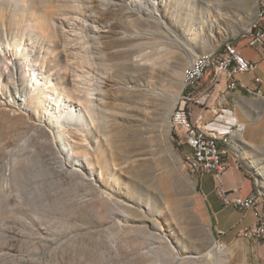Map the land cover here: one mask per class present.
I'll list each match as a JSON object with an SVG mask.
<instances>
[{
    "label": "rangeland",
    "instance_id": "374dc122",
    "mask_svg": "<svg viewBox=\"0 0 264 264\" xmlns=\"http://www.w3.org/2000/svg\"><path fill=\"white\" fill-rule=\"evenodd\" d=\"M226 1L96 0L90 18L88 0H0V264H264L252 214L224 210L244 227L212 218L172 135L192 58L225 42L256 57L243 36L259 0L217 17ZM87 28L99 50L81 47ZM256 72L264 102V62ZM244 120L264 212V104Z\"/></svg>",
    "mask_w": 264,
    "mask_h": 264
},
{
    "label": "built area",
    "instance_id": "2783aa9c",
    "mask_svg": "<svg viewBox=\"0 0 264 264\" xmlns=\"http://www.w3.org/2000/svg\"><path fill=\"white\" fill-rule=\"evenodd\" d=\"M243 37L247 40L246 47L257 49L259 52L264 49V0H261V11H257L256 26ZM242 49L232 45L220 52L218 60L212 61L210 72L206 74H199V69H192L189 93L183 102L182 111L177 112V119L172 122L174 138L181 141L184 151L194 153V158L205 165V173L196 174L198 180L205 174H213L221 182L222 177L228 171V166L224 162L226 152L220 150L218 143L213 140L198 139L195 136V127H201L199 115L205 112V107H210L212 94H218V91H223L233 84L247 86L239 80V77L253 74L258 70L259 63L247 64V58L241 53ZM253 82L261 85L263 79L255 76ZM193 106L197 108V111L193 109ZM192 116H195L194 121H191ZM244 129L245 127H235L231 133L238 131L243 133ZM224 193L229 194V202L222 203L226 207H233V199L241 198L242 209L236 210L252 214L254 225L250 233L255 234L257 241H264V224L258 223V216H264L259 191H254L246 198L239 195L232 197L231 192L225 190Z\"/></svg>",
    "mask_w": 264,
    "mask_h": 264
},
{
    "label": "crops",
    "instance_id": "0c3cea01",
    "mask_svg": "<svg viewBox=\"0 0 264 264\" xmlns=\"http://www.w3.org/2000/svg\"><path fill=\"white\" fill-rule=\"evenodd\" d=\"M253 50L256 56L255 59L242 55L247 58L248 61L256 62L260 65V63L264 62V53L261 51L259 52L257 49ZM248 75H251V77L250 82L246 83V85L249 87L247 88L250 91L242 88L218 91V94H212L210 107H205V112L200 113L203 115V119L200 121V129L209 136L217 139L225 137L227 140L226 143H223L220 140L218 141L220 150L226 152L224 162L228 166V171L222 177L221 182L213 174H205L199 180L197 179V186L199 187V193L202 196V203L208 209L210 216L216 219L220 225L223 224L226 228H232L235 226L244 227L245 224H243L241 219L235 222L228 221L227 216L224 215V210H237L234 207L229 206L228 208L222 205V201L217 193V188L221 187L225 191L231 192L232 197L239 195L246 198L254 192L252 174L247 168L250 164L247 159L245 145L249 142L245 137L247 122L244 118L250 120L255 106L260 105L261 103L264 104V102L262 101L263 96L260 87L261 85H256L253 82L255 76H261L258 75L257 72ZM240 79L241 78L239 77V80ZM252 89L259 91H254ZM251 91L259 92L260 96L254 95ZM193 109L197 111L195 106H193ZM238 110H240L241 114L238 113ZM194 118L195 116H192L191 121H194ZM250 121L252 122V120ZM237 124L244 125L245 129L243 133H231V130H233ZM178 145H180L179 142ZM193 170L198 174L195 168H193ZM205 181L206 183H212L213 185V189L208 193L202 191V184H204ZM248 183L251 185V189H247ZM212 196L218 206L209 203Z\"/></svg>",
    "mask_w": 264,
    "mask_h": 264
},
{
    "label": "bare ground",
    "instance_id": "6f19581e",
    "mask_svg": "<svg viewBox=\"0 0 264 264\" xmlns=\"http://www.w3.org/2000/svg\"><path fill=\"white\" fill-rule=\"evenodd\" d=\"M88 1H89V3H88V7H89L88 14H90V18L91 17L94 18L96 15V11H95L96 7L93 4H95L96 0H88ZM227 1H226V4H224V5H221L219 3L215 5L216 11H217V13H216L217 17L228 15L226 7L232 6L234 1L233 0H227ZM218 2H219V0H218ZM79 9H80V12L83 11L81 8H79ZM257 11H261V0H259ZM82 18H83V16H82ZM83 20L85 22H87L86 17H84ZM91 24L95 25L94 27L96 28V30H98V26L96 23H94V21ZM256 24H257V12H256V18L252 24V27L249 30H247L246 34H249V32L252 31V28L254 26H256ZM77 26H80V25H77ZM243 29L245 30L246 28L244 27ZM87 30L90 31L91 35L90 36L89 35L88 36L82 35L80 37V40L82 41L81 47L84 50H89V49H92V50L98 49L99 50L102 39L100 38L99 34L97 33L98 31H96L95 29H92V28H87ZM217 39L219 42H221V40H222L221 37H218ZM229 46H232L231 42H225V43L219 45L218 47L216 45L214 47V51H212V52H206V53H201V54L196 55L193 58L190 65L184 69L183 74H182V84H181L182 90H181V93L179 95V98L177 97L176 101H175L176 105H175L174 110H173L172 115H171V127H172L173 120L177 119V112L182 111L183 102L185 101V99L187 97V93H189L190 77L192 74V69H199V74H206V72H210L212 61L218 60L220 52L225 51V49H227ZM261 52L264 53V49H262ZM91 55H92V53H91ZM91 55H89V57L85 58V61L88 63L87 67H88L89 71H93L99 67L97 64H95L93 62V61H95V59H93V57H91ZM148 57H151V56H148ZM143 59H144V56H141V60H143ZM247 64H256V62H250L247 60ZM132 65L138 67L139 62H134V63H132ZM236 88H242V89H246V90L250 91L247 88V86L242 85V84H233L230 87H227L225 89L234 90ZM251 93H253L256 96H260L259 92L251 91ZM83 95H84V97L91 95L90 90L89 89L83 90ZM20 97H22V96H20ZM211 97H212V95H211ZM86 102L90 103L91 101L86 100ZM175 102H174V104H175ZM70 119H76V116L67 115L65 117V120H70ZM202 119H203V115L200 114L199 115V123ZM235 127H244V125L237 124ZM238 132H240V131H238ZM195 136L198 139L213 140L217 143L219 140L222 141L223 143L227 142L225 137L217 139L215 137H212V136L205 134L200 129V127H195ZM61 145H63V144H61ZM138 145L139 144H137V143L136 144H130V150L132 152H135L136 149L141 148V145L140 146H138ZM136 146H137V148H135ZM184 159L190 166H192L193 168H195L197 170L198 174H204L205 173V165L202 162H200L194 158V153H190V151H186L184 154ZM140 161H141V159L140 160L136 159L134 162H130L128 164L127 170H133L134 165L141 166L144 162H140ZM217 193H218L222 203L229 202V195L227 193H224L223 188L218 187ZM233 207L235 209H242L241 198H234L233 199ZM258 223L264 224V216H258ZM250 235L256 240L255 234L250 233ZM224 252H226L225 247L222 244H219V242H215L213 248L208 252V254L211 253L213 258H220ZM236 256H239V253L236 254Z\"/></svg>",
    "mask_w": 264,
    "mask_h": 264
},
{
    "label": "water",
    "instance_id": "95a60500",
    "mask_svg": "<svg viewBox=\"0 0 264 264\" xmlns=\"http://www.w3.org/2000/svg\"><path fill=\"white\" fill-rule=\"evenodd\" d=\"M255 18H256V17H255ZM255 18H254V20H255ZM250 25H251V23H250L249 25H247L246 28H248ZM241 31H244V29H241ZM260 148H264V146H262V147H260Z\"/></svg>",
    "mask_w": 264,
    "mask_h": 264
},
{
    "label": "trees",
    "instance_id": "16d2710c",
    "mask_svg": "<svg viewBox=\"0 0 264 264\" xmlns=\"http://www.w3.org/2000/svg\"><path fill=\"white\" fill-rule=\"evenodd\" d=\"M176 140H177V138H176ZM177 144H178V140H177ZM178 147H180V148H181L182 146H181V145H178Z\"/></svg>",
    "mask_w": 264,
    "mask_h": 264
}]
</instances>
